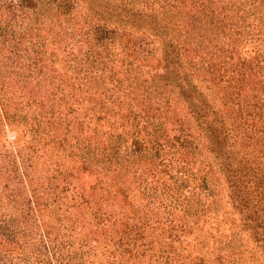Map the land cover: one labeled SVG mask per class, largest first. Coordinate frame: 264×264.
Segmentation results:
<instances>
[{
  "label": "trees",
  "instance_id": "trees-1",
  "mask_svg": "<svg viewBox=\"0 0 264 264\" xmlns=\"http://www.w3.org/2000/svg\"><path fill=\"white\" fill-rule=\"evenodd\" d=\"M251 100L264 0H0V264L258 262Z\"/></svg>",
  "mask_w": 264,
  "mask_h": 264
},
{
  "label": "rangeland",
  "instance_id": "rangeland-1",
  "mask_svg": "<svg viewBox=\"0 0 264 264\" xmlns=\"http://www.w3.org/2000/svg\"><path fill=\"white\" fill-rule=\"evenodd\" d=\"M188 30H191V28H188ZM158 45L159 44L155 43L153 46L150 47V49H154V51L152 53L155 56L159 55V52H156V49H155V48H158ZM255 49L257 51H260V52L262 50V49H259L258 47ZM255 49L252 45H247L244 48V52L241 53L242 58H245L247 60H249V59L255 60L254 58L259 56V55L255 56V51H256ZM260 52H259V54H260ZM259 59L261 60V58H259ZM214 61L212 62L213 64L215 63ZM253 63H255V61L250 62V64H252V65H253ZM216 66L217 65H214L213 68H215ZM205 69L207 70L208 67H206ZM221 73H223V71L218 72L216 74V76L218 77V75H220ZM228 74L229 73H226V75H228ZM211 78L215 79V75H213ZM243 86H245V84ZM245 91H247V90H245ZM241 92L243 93V89L241 90ZM253 93L255 94L257 92L254 91ZM250 103H251V105L254 106L252 109V117H250V119H254L256 121H254V123H252L250 121L248 122V129L246 130L247 131L246 135L248 136L249 140H248V142H244L243 144H244V148L248 152V157L254 158L253 168H259L262 171H264V105H262V106L258 105L256 100H251ZM260 112H263V115ZM259 114H261V115H259ZM239 133H241V129L236 132V134H239ZM3 137L7 140L6 141L7 143L20 146V145H22V143H24L25 137H27V136L24 135V133L20 127L19 128L12 127V128H7L4 131ZM201 159H202V156H200V160ZM91 179L92 178L87 176V174L82 175L81 173H78V183L81 185H84L85 187H86V185H89V183H92L94 181V179H92V180ZM214 195H215V197L208 199L209 203H211V201H214V203H215L214 207H216L220 211H222L224 209L226 210L227 204L225 203V200H223V202H221L219 200L218 194H216V192H214ZM231 217H234V216H231ZM229 232L227 230H224L225 235H229ZM230 233L235 235L233 232H230ZM243 236L244 235L242 234L241 237L243 238ZM248 236H250L249 231H248V233L245 234L244 238L248 239ZM240 241L245 242L244 240H240ZM249 243L252 246L254 245L253 250L248 249L250 251V255H252L256 259H258V262H255L254 264H264V252L261 253V249L258 247H255V243H252L250 239H249Z\"/></svg>",
  "mask_w": 264,
  "mask_h": 264
}]
</instances>
